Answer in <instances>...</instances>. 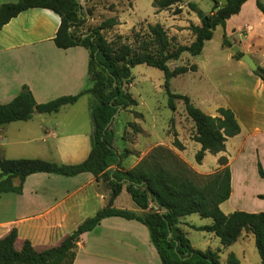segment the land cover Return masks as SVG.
<instances>
[{"label": "crops", "instance_id": "obj_1", "mask_svg": "<svg viewBox=\"0 0 264 264\" xmlns=\"http://www.w3.org/2000/svg\"><path fill=\"white\" fill-rule=\"evenodd\" d=\"M18 1L0 0V5ZM257 1L247 0L239 13L226 20L224 28L220 26L221 39L213 36L205 42L199 54L190 55L188 66L195 65L196 69L179 75L193 79L191 88H184L180 94L189 96L197 107L211 116H216L221 107L230 108L240 124V133L228 138L225 151L218 154L207 152L200 164H193L183 155L188 141L183 151L173 148L199 174L219 170V158L227 157L232 192L230 198L221 204L226 214L238 210L264 211V199L258 197L264 194V180L258 172L259 162L264 168V81L243 57L236 56L237 51L233 48L238 46L240 52L250 55L258 67L264 69V13ZM260 1L264 5V0ZM193 14H189V20L201 24V20H193ZM60 24L61 18L54 11L31 8L3 26L0 30V103L12 101L23 85L30 88L37 103L76 95L89 85V52L83 46L57 47L54 39ZM224 36L232 43L231 47L223 44ZM71 105H64L55 114ZM128 109L134 113L133 106ZM47 114L35 112L29 120L1 125L3 156L8 159L42 158L64 164L84 161L91 151L94 127L85 132L83 122L69 120L70 129H64L63 120L48 119ZM137 118L129 119V122H135L146 131ZM136 135L131 140L120 132L121 144L117 143L115 134L113 145L118 153L128 149L127 156L121 160L124 169L134 167L150 152L151 146L145 147L140 141L141 130ZM52 139L55 140L53 144L50 143ZM151 140L154 146L161 142L158 138ZM196 143L200 150L201 144ZM207 158L211 165L203 167ZM112 168L115 170L118 165ZM124 192L115 199L114 206L120 207L118 202ZM110 193L103 180H98L90 171L76 175L32 173L26 177L21 192H6L0 197V238L16 228L17 248H21L26 239L38 250L57 246L83 221L105 207ZM256 204L259 208L254 209ZM128 207L142 212L133 201H128ZM184 226L193 228L196 225L182 220ZM247 241L253 243L255 237L251 232L243 231L237 242L228 247ZM241 247L245 258L246 250ZM75 251L74 264H162L157 259L158 253L150 241L147 227L136 220L121 217L105 218L94 230L83 233ZM234 254L240 260V254L237 251Z\"/></svg>", "mask_w": 264, "mask_h": 264}, {"label": "trees", "instance_id": "obj_2", "mask_svg": "<svg viewBox=\"0 0 264 264\" xmlns=\"http://www.w3.org/2000/svg\"><path fill=\"white\" fill-rule=\"evenodd\" d=\"M211 13L201 19V24H192L195 35L190 45H177L172 41L161 23L149 24V35L153 51L145 45L140 51L129 44L112 46L101 30L118 24L115 18L104 21L99 27L91 29L86 35L73 31L83 22L79 0H19L16 3L0 5V30L12 18L31 8H46L57 13L61 24L54 42L57 47L67 49L83 46L89 52L88 71L91 86L76 95L61 96L45 103H37L27 85H23L16 97L8 103H0V126L14 121H26L38 113H56L64 105L76 103L84 94H91L94 102L91 113L94 124L92 147L89 156L77 164H64L42 158H5L0 149V197L6 192H21L26 177L36 172L76 175L90 171L97 179H102L110 189L108 204L94 216L83 221L59 245L38 250L26 239L21 248L16 247L18 231L13 228L0 238V264H74L76 247L80 236L94 230L103 219L121 217L136 220L149 231L150 241L155 247L162 264H240L234 253L227 256L226 262L220 260V249L195 248L181 227L182 218L198 214L211 218L212 223L192 226L197 230L214 233L223 247L233 245L243 231L255 237L257 250L264 264V211H234L226 214L221 204L230 198L231 170L225 156L219 158L220 169L211 174H199L174 151L164 146H156L137 165L130 169L121 167V160L127 150L118 153L114 147L115 132L113 124L121 110L136 106L137 100L125 90L124 83L131 82L132 69L140 64L156 67L164 72V87L169 95V107L176 111V100L183 101L187 116L195 124L194 140L201 144L196 153V162L201 163L207 152L218 154L225 151L226 141L240 133L237 117L230 108L221 107L216 116L206 114L197 107L189 96L173 93L170 89L172 78L196 69L195 65L171 68L169 62L179 60L184 53L199 54L207 40L214 36L218 26L225 27L226 20L240 12L247 0H213ZM181 0H154L153 6L166 10ZM264 13V5L257 1ZM188 6L195 12L200 8L195 2ZM223 44L232 43L224 36ZM243 53L236 52L241 58ZM264 81V69L255 72ZM136 130H140L133 123ZM174 145L182 148L177 139ZM118 165L117 169L112 166ZM258 172L264 180V168L258 163ZM17 182V184H16ZM126 191L136 207L142 212L114 206L115 199ZM264 199V194L258 196Z\"/></svg>", "mask_w": 264, "mask_h": 264}, {"label": "rangeland", "instance_id": "obj_3", "mask_svg": "<svg viewBox=\"0 0 264 264\" xmlns=\"http://www.w3.org/2000/svg\"><path fill=\"white\" fill-rule=\"evenodd\" d=\"M79 1L82 7L80 12L83 15L84 20L80 26L73 28V31L76 32L77 35L84 36L91 29L99 27L104 21L110 18H115L118 24L105 28L101 30V32L112 46L117 47L122 43L129 44L136 51H140L145 45H148L149 50L153 51L154 46L153 44L151 45L150 42L149 24L161 23L172 41L173 48L177 45H190L195 39V35L190 29V26L194 23L189 20V14H193L192 12H194L193 20L196 22L197 20H200V18L197 17L198 12L195 14V11L188 6L190 0H181V2L173 5L171 8L162 11L153 6L154 0ZM193 1L198 4L201 11L206 12V14L211 13L214 4L213 0ZM221 31V27L219 26L217 27L216 32H214V36L217 39H221ZM182 56L183 59L181 60L170 61L169 66L172 69L182 63L188 66L191 62L190 54L184 53ZM89 76V85H87L86 88L91 86V75L89 74ZM192 80L193 79L189 76L182 77L178 75L172 78L170 89L173 93H180L184 88H191ZM164 82V72L156 67L147 64H140L132 69L131 82H125L123 86L126 91L132 94L138 104L133 106L134 113H132L131 109H128L131 108L130 106L125 110L119 111L116 115L113 124V131L116 134L117 143L122 144L120 132H123L125 138H131V140H134L137 136L136 133L140 132V130L142 133L140 141L141 143H145V147L148 144V146H151L150 152L156 146H164L172 151H174L173 148L183 151L186 149L185 145L186 141H188V148L186 151H183V155L189 160H192L193 164L197 165L195 156L199 151L197 149L199 144L190 141L191 139L194 140L195 124L189 117H187L182 100H176V111H173L169 107V95L164 87ZM93 102L94 97L87 93L83 98L79 99L77 104H72L73 106H69L58 114L48 113L46 117L51 120H63L64 129L70 127L69 120H73V123L83 122L84 131L89 132L94 127L91 113V104ZM134 117H138L136 119L137 122L146 131H143L142 129L136 130L134 128L133 123L129 122L130 120H133ZM127 126H129L128 129ZM179 132L181 138L178 136ZM132 136H134V139ZM152 138L153 140L158 138L161 142L154 146L153 144L155 143L151 140ZM175 139H177L182 145L181 149L174 145ZM53 141L55 140L52 139L50 143L53 144ZM174 153L176 152L174 151ZM187 164L190 166L189 163ZM210 165L211 162L209 158H207L203 167H208ZM128 201L132 202V198L125 191L118 204L120 207L122 206V208H129ZM256 208H259L257 204L254 209ZM182 220L188 224L196 226H203L212 223L211 218H202L198 214L187 215L183 217ZM182 228L195 248L201 250L207 248L218 250V248H220V260L223 263L226 262L227 256L230 253H235V251H237L238 254H240L239 258L241 264H262L255 241L253 243L247 241L246 244L239 242L232 248L223 247L219 238L214 234L186 226ZM241 246L246 250L245 258L242 257ZM101 252L104 255L107 254L103 251ZM157 259L160 261L158 256Z\"/></svg>", "mask_w": 264, "mask_h": 264}, {"label": "water", "instance_id": "obj_4", "mask_svg": "<svg viewBox=\"0 0 264 264\" xmlns=\"http://www.w3.org/2000/svg\"><path fill=\"white\" fill-rule=\"evenodd\" d=\"M205 13L201 10L198 11V17L200 18V20L204 17ZM234 50L236 51H239V48L238 46H234L233 47ZM243 60L248 64V66L253 70V71H257L258 70V65L256 64V62L254 61V59L248 55V54H245L243 56Z\"/></svg>", "mask_w": 264, "mask_h": 264}]
</instances>
